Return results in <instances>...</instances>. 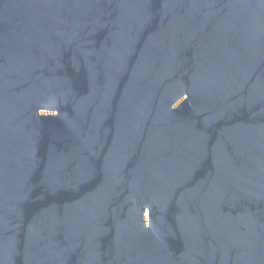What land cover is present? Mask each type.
I'll return each mask as SVG.
<instances>
[{
    "label": "water",
    "instance_id": "obj_1",
    "mask_svg": "<svg viewBox=\"0 0 264 264\" xmlns=\"http://www.w3.org/2000/svg\"><path fill=\"white\" fill-rule=\"evenodd\" d=\"M0 264H264V0H0Z\"/></svg>",
    "mask_w": 264,
    "mask_h": 264
}]
</instances>
